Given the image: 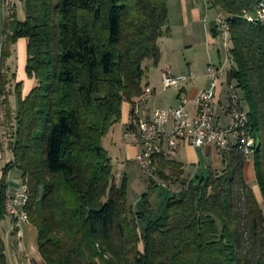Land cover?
<instances>
[{"label": "trees", "instance_id": "trees-1", "mask_svg": "<svg viewBox=\"0 0 264 264\" xmlns=\"http://www.w3.org/2000/svg\"><path fill=\"white\" fill-rule=\"evenodd\" d=\"M22 1L25 19L10 15L1 51L0 104L13 131V160L4 176L16 169L27 184L24 211L38 232L43 263L264 264V210L234 142L219 152L221 171L191 179L181 165L156 158L151 179L181 188L156 193L161 187L149 179L135 205L128 180L116 182L103 147L123 103L142 96L148 63L160 61L168 0ZM206 2L228 18L234 60L226 77L233 87L229 111L239 106L246 113L264 204V27L244 19L253 0ZM23 39L25 74L35 84L27 96L22 83L16 85L14 113L7 62ZM7 189L4 178L0 223L8 216ZM0 264H8L1 232Z\"/></svg>", "mask_w": 264, "mask_h": 264}, {"label": "crops", "instance_id": "crops-1", "mask_svg": "<svg viewBox=\"0 0 264 264\" xmlns=\"http://www.w3.org/2000/svg\"><path fill=\"white\" fill-rule=\"evenodd\" d=\"M204 1L207 4V7L214 11V17L216 18V15L218 13L217 10L211 8V6L208 5L206 0ZM177 13L178 15H181L182 20L179 21V23H181V29L187 30L191 24H197L201 22L200 9L197 5L195 6L191 0H181V7L178 8ZM214 17L212 18V20H214L211 21V25L209 28L210 32L213 28L216 30ZM178 18H176V20ZM170 22L171 20L169 21L168 18V24L166 26L167 33L159 40L161 57L158 65H154L152 63H148L147 65L148 68L145 78L143 80V89H146L148 87L151 88L153 90V95L145 105L141 106L140 115L142 118H148L150 114L155 110H169L178 107L179 95L181 92H184L188 100L192 102L201 91L209 88V80L207 79L206 74L203 77H199L191 72L188 75L192 74L195 76V78L191 82L183 86L182 90L173 88L165 90L162 87L161 74L165 69H170L171 73L174 76L184 75L176 74L172 71L174 61H171L169 56H167V54H169V50L173 49L174 47L171 42L173 30L171 29ZM210 32L209 34H206L208 44L213 47L218 46L214 39L215 37L212 35V32ZM186 35L187 33H185V36ZM17 45L20 49V52L27 50L26 40H20ZM186 46H188V43H186ZM217 52H219L218 47ZM210 63L214 62L210 61L208 64ZM200 79L204 80L205 83L201 82L200 84H197ZM223 80L220 85L221 87H223ZM33 86H30L28 88L29 91L27 90V94H24L25 96L29 94ZM138 99L139 98H135L131 102L123 103L121 108V118L117 123L112 126L109 132V134L111 133V137H116V135L118 137V134L119 136L121 135L120 144L118 146H115V144H113L115 148V151H113L114 155L111 156L110 152L105 149V140L103 141V147L112 160L113 170L116 174V182L120 183L123 178H126L128 180L129 201L134 203H136L139 198L145 193H147L149 190V178L147 177L146 179V177H142V175L139 176L136 173L135 158L139 151V143L135 137H128L126 135L128 131L131 133H135L137 129L132 112L135 103L138 102ZM229 107L230 106H227L226 103H223L222 95L217 94V103L214 106V114L216 122L221 127H228L231 124L232 116L229 111ZM188 112L190 113V115L194 116L196 112V107L193 104H190L188 106ZM116 139L115 142L118 141V139ZM162 157L181 165L185 173L184 176L188 177L189 179L193 178L198 173L206 172L201 169V166L203 165L204 161L208 162L207 169L213 171H221L223 168L220 153L211 146H205L199 149H194L185 142H179L178 146L171 151L166 148L165 155ZM244 176L247 182L256 179L254 163L253 166L250 168L244 167ZM20 182L22 184L21 178ZM7 186V195L12 194L20 188L16 187L10 190V185H8V183ZM169 187L171 191L175 192L174 190L176 189V187L174 185H169ZM154 197H156V195H154ZM9 224V231L7 232L6 236L3 237L6 245V255L8 264H44L39 253L36 255L35 253L29 251L25 246L24 233L20 230L21 225L14 226L13 220L11 218ZM29 224L30 223L22 225L28 226Z\"/></svg>", "mask_w": 264, "mask_h": 264}, {"label": "built area", "instance_id": "built-area-1", "mask_svg": "<svg viewBox=\"0 0 264 264\" xmlns=\"http://www.w3.org/2000/svg\"><path fill=\"white\" fill-rule=\"evenodd\" d=\"M251 18H254L258 25L263 27L264 9L256 8L251 5ZM228 18L218 12L215 18L216 36L215 41L219 52L223 51L224 58L219 64L210 63L207 67V79L209 89L201 91L197 97L190 102L181 92L179 95V105L169 110H155L148 118L141 117V106L145 105L153 95L151 88H146L144 94L138 99L133 107V118L136 122V132H127L128 137H135L139 143V151L135 158V165L151 181L156 184V179H151L149 174L148 157H155L159 160L165 155V149L173 150L179 142H185L194 149L211 146L218 152L229 150L230 143L233 142L235 135V124H244V151L243 156L249 159L248 146H250V135L247 129L246 113L241 108L232 107V121L228 127H221L215 120L214 106L217 103V89L221 82L227 77L231 70L228 66V51L223 43L222 23ZM194 75L174 76L170 69H165L161 74L162 87L164 89H179L191 82ZM229 91L233 90L228 86ZM234 103L238 101L236 95L232 96ZM193 104L196 107L195 115L188 112V106ZM27 184L22 182L19 190L8 194L7 215L13 220L14 226L26 224L23 217H18V209L22 208L23 197ZM168 189V186H159Z\"/></svg>", "mask_w": 264, "mask_h": 264}, {"label": "rangeland", "instance_id": "rangeland-1", "mask_svg": "<svg viewBox=\"0 0 264 264\" xmlns=\"http://www.w3.org/2000/svg\"><path fill=\"white\" fill-rule=\"evenodd\" d=\"M191 1L194 3L195 6L197 5L198 8L200 9L201 22L197 24H191L187 30H184L180 28L181 23H179V21L182 20L181 15H178L177 13L178 8L181 7V0H168V8L170 11L169 21L171 20L170 26H171V29L173 30L171 42L174 47L173 49L169 50V54H167V56H169L171 61H174V65L172 66L173 67L172 71L174 73L188 75L191 72L194 75L203 77L205 74L207 75V67H208L207 64L210 61H213L214 64H219L221 59L224 58L225 54L223 53V51L217 52L218 46H215V47L210 46L207 42L208 40H207L206 34L207 33L209 34L210 32L209 28L211 25V21L214 20V19L212 20V18L215 16L214 11L207 7V4L205 3L204 0H191ZM218 11L220 10H217V12ZM13 13L17 14L18 20L23 21L25 19L23 1L22 0H3L2 7H1V18H2L1 26L2 27L0 29V73L2 72L1 51H2V46H3L4 38H5L4 26L8 22L10 15ZM176 18L178 19L176 20ZM185 33H187L186 36H185ZM186 43H188V46H186ZM12 49H13L12 57L7 62V68L9 69L7 73L10 78V83L7 88V91L10 94L9 101H10L11 109L14 113H16L17 108H18L17 106L18 99L15 93L16 85L18 83H22V94L23 96H25L27 94L28 88L35 84V80L27 78L25 74V67H26V61H27L26 50H24L23 52H20L18 45H15ZM201 82L205 83L204 80L200 79V81H198L197 84H200ZM209 87H210V83H209ZM235 93H236V96L238 97V101H240L239 92H235ZM217 94L222 95L223 103H226V105L229 106L230 96L228 94V84H227L226 78H224L223 80V87L220 86L217 89ZM238 108L240 107L238 106ZM4 112H5L4 107L2 104H0V188L5 178V181L6 183H8V185H10V190H11L16 187H20L21 182L19 178V172L16 169H12V168L9 169L6 176H4V169L13 160V154L11 150L9 149V144L13 139V131L10 130L5 124L6 121H5ZM231 112L232 110H230V113ZM116 137H113V136L111 137V133H110L108 137L106 136V138L104 139L105 149L110 152L111 156L114 155L113 151H115L113 144H115V146L116 145L118 146L121 141V135L119 136L118 134L117 142H115ZM207 163L208 162L204 161L203 165L201 166L202 170L204 171L208 170ZM252 166H253V158L246 160L245 168L247 167L250 168ZM136 173L139 176L142 175V177H146L147 179V176L137 167H136ZM248 183L254 190L264 210V204H263V201H262V198H261L258 186H257L256 179H254L253 181H249ZM175 187H176V189L174 190L175 192H178L181 188L179 185ZM168 189L171 190L170 187ZM163 190L165 189L156 188L155 192L162 193ZM153 199H156V197L153 196ZM133 203L134 202H130V204L132 205L136 204V203L134 204ZM9 223H10L9 216H7L5 220L0 223V232L3 237H5L7 232L9 231V227H10ZM20 230L24 233V243L27 249L37 255L38 254V232L36 228H34L31 224H29L28 226H24L21 224Z\"/></svg>", "mask_w": 264, "mask_h": 264}, {"label": "bare ground", "instance_id": "bare-ground-1", "mask_svg": "<svg viewBox=\"0 0 264 264\" xmlns=\"http://www.w3.org/2000/svg\"><path fill=\"white\" fill-rule=\"evenodd\" d=\"M253 1L255 2L256 8L264 9V0H253ZM244 19L247 23L258 25V22H256L254 18H251L250 11H247V10L244 11ZM263 27H264V23H263ZM222 33H223V43H224L225 48H227V51H228V66H230L231 68V66L234 64V60L231 57L230 52H229L230 46H231V38H230L229 26H228L227 20H225L224 23H222ZM246 119H247V116H246ZM243 140H244V124H235V135H233V142L237 145L238 150L242 154L244 151ZM250 144L251 145L248 146L249 158L252 157V154H253L252 148L254 147V143L252 142L251 139H250ZM155 160H156L155 157H148L149 174L151 178H154L153 171L155 167ZM156 185L157 186H168L167 184L160 183V182H157ZM27 203H28V193H27V187H25V195L23 197V204H22V208L18 209V217H23L26 224L29 223L28 217L24 211L25 207L27 206ZM5 209H8V197H6Z\"/></svg>", "mask_w": 264, "mask_h": 264}]
</instances>
